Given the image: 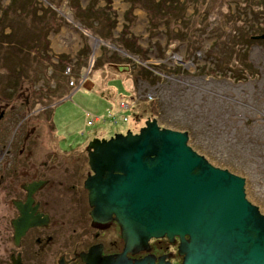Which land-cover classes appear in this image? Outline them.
I'll return each instance as SVG.
<instances>
[{
	"label": "rangeland",
	"instance_id": "1",
	"mask_svg": "<svg viewBox=\"0 0 264 264\" xmlns=\"http://www.w3.org/2000/svg\"><path fill=\"white\" fill-rule=\"evenodd\" d=\"M26 2L29 5L28 0ZM8 3L10 0H0V6ZM106 4L111 9L110 14L86 15L83 20L76 18L70 8L71 5H90L104 10L101 8ZM30 5L38 17L47 11L57 17V25L49 28L45 35L48 43L44 52L51 61L63 55L68 59L67 65L75 64L73 70L77 69L76 54L83 45L88 47L87 59L78 68L77 75L72 70L69 72L68 66L65 68L69 75L68 92L52 110L55 136L62 137L61 148L83 153L92 137L106 138L116 129L135 132L144 119L154 118L161 127L188 130L193 150L212 165L242 176L246 199L264 213V38L252 37V42L246 46V60L251 68L245 73L241 72L240 62L232 65L226 63L224 57L228 55L224 48H229L232 35L240 39L235 30L237 15L245 20L239 30L254 32L252 36L264 34L263 4L253 2L249 6L243 3L238 6L232 0L186 2L180 13L188 20L178 28L166 20H158L151 28L140 7L142 3L130 0H108L107 3L103 0H30ZM20 10L16 7V11ZM6 13L8 17L10 14ZM107 18L114 20L108 27L114 40L97 38L104 34ZM170 20L178 22L179 18ZM193 21H198L199 27L192 29ZM81 24L90 26L83 30ZM3 31L7 32L8 27ZM120 34L133 36L144 50L143 57L124 50L117 42ZM174 36H179V40L174 41ZM237 47L233 46V50ZM101 52L111 55L112 60L100 64ZM141 67L150 72H144ZM51 68H44L47 75ZM232 71L237 75L241 72L244 78L232 79L229 76ZM112 75L117 79L108 80ZM49 79V87H54V78ZM43 83L42 79H37L33 87L36 89ZM122 87L124 91L120 90ZM95 90L101 95H96ZM117 91L119 94L115 95ZM0 93L9 97L6 108L18 104L22 95L28 96V106L34 115L25 117L24 123L29 121V125H35L38 140L45 150L52 143L45 133L48 123L44 121L46 105L51 103L43 104L38 96L29 94L25 83L17 88L0 89ZM150 100L146 105L150 106L148 110H143ZM40 106L43 110H38ZM133 106L141 117L134 116ZM108 113L115 115V123L109 121ZM122 116L127 120L122 121ZM171 247L168 250L172 251ZM151 251L157 253L156 249Z\"/></svg>",
	"mask_w": 264,
	"mask_h": 264
},
{
	"label": "water",
	"instance_id": "2",
	"mask_svg": "<svg viewBox=\"0 0 264 264\" xmlns=\"http://www.w3.org/2000/svg\"><path fill=\"white\" fill-rule=\"evenodd\" d=\"M85 147L92 216L114 220L123 245L107 255L89 249L83 264H264V213L246 199L244 178L193 150L185 130L146 118L135 132L92 137ZM161 237L176 239L178 262L126 255Z\"/></svg>",
	"mask_w": 264,
	"mask_h": 264
},
{
	"label": "flooded vegetation",
	"instance_id": "3",
	"mask_svg": "<svg viewBox=\"0 0 264 264\" xmlns=\"http://www.w3.org/2000/svg\"><path fill=\"white\" fill-rule=\"evenodd\" d=\"M27 90L29 94L39 91ZM59 100L45 108V133L52 141L45 150L35 125L24 123L25 117L34 115L28 96L22 95L18 104L7 108L0 100V264H83L89 249L101 255L122 249L116 222L92 216L83 186L91 174L86 147L83 153L63 149L62 137L55 136L52 110ZM161 239L165 238L149 239L147 251L126 255L170 254L169 261L178 262L176 239L163 249Z\"/></svg>",
	"mask_w": 264,
	"mask_h": 264
},
{
	"label": "trees",
	"instance_id": "4",
	"mask_svg": "<svg viewBox=\"0 0 264 264\" xmlns=\"http://www.w3.org/2000/svg\"><path fill=\"white\" fill-rule=\"evenodd\" d=\"M27 1V0H26ZM24 0H10V3L6 5L0 6V89L4 88H17L21 86V84L25 83L27 88H34L33 83L37 79H42L44 83L42 85H39L37 87L39 89L38 92L31 93L33 97L38 96L39 101L43 104H50L53 101L59 100L61 97H63L68 92V87L66 85V82L69 80L68 73L65 72V68L68 66V59L66 56H60L56 57L54 61H51L49 58V54L44 52L45 46L48 43V40L45 38L46 33L49 31V28H54L57 23V17L54 16V14L48 13L44 16H36L33 11L32 7L33 5H30V0H28L29 5H27V2ZM107 3L108 0H103ZM204 0H130L131 3L134 2H140L142 5L140 7L143 8L146 14V18L150 24L157 22L158 20H166L167 22H170L173 27H180L181 23H187L186 21L187 16L180 13L182 6L186 2H190L192 4H195L196 2H200ZM235 4L238 6L243 3L244 5H252L253 2H258L264 5V0H232ZM91 2H97V0H91ZM16 6V4H18ZM236 5V6H237ZM17 8H21L22 10L16 11ZM71 12L75 16H78L76 18L83 20L86 15L94 16L95 14L99 13L101 15L106 16L105 13L110 14L111 10L110 7L106 4L101 9L104 10H98V7H79L78 5H71ZM9 12L10 15L7 17V13ZM99 11H102L100 13ZM257 12V11H252ZM260 15L261 13H257ZM98 15V14H97ZM236 16V15H235ZM178 17L179 21L174 22L173 20H170V18ZM237 25L235 27V30L237 29V34L239 35L240 39H237L238 36L232 35V39L229 41V48L225 49V52L228 53L227 56H225L226 63L230 62L232 65H237L239 62L241 64V72L245 73L246 69H250V62L246 60V46L252 42L253 38L251 37L254 35V32H248L245 29L239 30L240 25L245 21L244 19H240L238 15L236 16ZM243 21V22H242ZM113 19L107 18L104 22L106 24V29L103 30L104 34H101L102 36H98L97 38L101 39L105 38L107 40H114V38H111V34L109 32L110 28L108 27L113 23ZM194 22V21H193ZM199 22L195 21L194 24L191 25V28H197L199 27ZM260 25V23H259ZM8 27V31L4 32V27ZM87 26V25H86ZM84 24H81V28L83 30H87ZM188 28V27H187ZM190 28V29H191ZM261 28V25H260ZM125 31V30H123ZM122 31V32H123ZM97 34V32H95ZM100 35V32L98 33ZM37 36V37H36ZM174 41L179 40V36L172 37ZM117 42L119 45L126 51H128L131 54L138 53L140 57H143L141 54H143L144 50L138 46V44L135 42V39L133 36L129 37H122L120 36L117 38ZM38 41V42H36ZM233 46H238L237 48H234ZM244 48L242 51L241 49ZM88 47L87 45H83L81 49L78 50L77 56H76V65L77 69L73 68L75 67L71 64L68 66L69 72L72 70L75 75L78 73V68L81 66L82 62L87 59V52ZM241 51V52H240ZM240 52V53H239ZM100 64H102L105 61H111L112 56L105 54L101 52ZM239 55V56H238ZM100 57V58H101ZM245 58V59H244ZM244 59V60H243ZM94 62L96 58L93 59ZM93 62V61H92ZM152 66H155V64H150ZM40 66H43L40 68ZM46 66H51V71L47 75L46 69H44ZM142 70L147 73L150 71L146 70L145 67ZM230 68H233L230 66ZM245 68V69H244ZM244 69V70H243ZM235 74V72H231L229 76L238 81L241 80L244 77L242 76V73ZM251 72V71H250ZM224 75V74H222ZM54 78V87H49L48 81L49 78ZM143 77H145L143 73ZM116 78V76H110L109 79H112V81ZM246 78V77H245ZM117 79V78H116ZM108 83H111L107 81ZM118 82L121 83V80L118 79ZM41 89H44V93L46 95H42L43 93ZM66 89V90H65ZM120 90H123L120 88ZM124 91V90H123ZM0 98L2 101L9 102V97L7 94L0 93ZM0 99V100H1ZM151 102L147 101V103L142 107L143 110L147 109V104ZM134 113V116H139L138 112L136 111L135 107H132ZM135 109V110H134ZM141 117V116H139ZM161 127V125H159ZM188 133V130H185ZM187 143L188 145L193 149V143L191 141V136L187 135ZM161 247L163 249V246H166L168 243L165 239L160 240Z\"/></svg>",
	"mask_w": 264,
	"mask_h": 264
},
{
	"label": "built area",
	"instance_id": "5",
	"mask_svg": "<svg viewBox=\"0 0 264 264\" xmlns=\"http://www.w3.org/2000/svg\"><path fill=\"white\" fill-rule=\"evenodd\" d=\"M86 116H87V115H86ZM107 116H109V121H110V122L115 123V121H116V120H115V119H116L115 115H113L112 113H108ZM120 118H121L122 121H125V120H126V117H125V116H122V117H120ZM92 119H94V117H93ZM89 123H90V121L87 120V121H86V125H88Z\"/></svg>",
	"mask_w": 264,
	"mask_h": 264
},
{
	"label": "crops",
	"instance_id": "6",
	"mask_svg": "<svg viewBox=\"0 0 264 264\" xmlns=\"http://www.w3.org/2000/svg\"><path fill=\"white\" fill-rule=\"evenodd\" d=\"M109 85H110V83H108ZM95 92V94L97 95V94H99V95H101L100 93L101 92H99V90H95L94 91ZM119 91H117V92H114L115 93V95H118L119 93H118ZM108 96H112L111 95V93H108ZM121 95H119V97H120ZM121 99H122V97H121ZM122 100H124V99H122ZM126 120H127V118H126ZM115 132H122V131H120V129L118 130V129H116V130H114Z\"/></svg>",
	"mask_w": 264,
	"mask_h": 264
}]
</instances>
